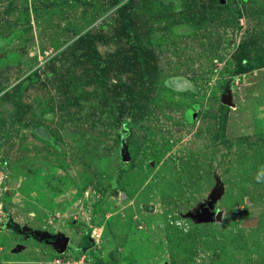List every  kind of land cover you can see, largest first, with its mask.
Returning a JSON list of instances; mask_svg holds the SVG:
<instances>
[{
	"label": "rangeland",
	"instance_id": "obj_1",
	"mask_svg": "<svg viewBox=\"0 0 264 264\" xmlns=\"http://www.w3.org/2000/svg\"><path fill=\"white\" fill-rule=\"evenodd\" d=\"M57 260L264 264V0H0V264Z\"/></svg>",
	"mask_w": 264,
	"mask_h": 264
},
{
	"label": "water",
	"instance_id": "obj_2",
	"mask_svg": "<svg viewBox=\"0 0 264 264\" xmlns=\"http://www.w3.org/2000/svg\"><path fill=\"white\" fill-rule=\"evenodd\" d=\"M228 104V103H225ZM229 105V104H228ZM213 210V206H204L201 207L202 213H198L196 215V218L199 222L205 223L211 217V212ZM213 213V212H212ZM42 235V239H51L55 244H57V248L59 249L60 253H65L67 246L69 244V239L65 236L59 235V236H51V235Z\"/></svg>",
	"mask_w": 264,
	"mask_h": 264
},
{
	"label": "trees",
	"instance_id": "obj_3",
	"mask_svg": "<svg viewBox=\"0 0 264 264\" xmlns=\"http://www.w3.org/2000/svg\"><path fill=\"white\" fill-rule=\"evenodd\" d=\"M226 110H228V107L227 106H222V111H226ZM90 246V242H89V239H88V237L87 236H85L84 238H83V243H82V245L79 247V248H87V247H89ZM95 264H104L102 261H98V262H96Z\"/></svg>",
	"mask_w": 264,
	"mask_h": 264
},
{
	"label": "built area",
	"instance_id": "obj_4",
	"mask_svg": "<svg viewBox=\"0 0 264 264\" xmlns=\"http://www.w3.org/2000/svg\"><path fill=\"white\" fill-rule=\"evenodd\" d=\"M56 264H61V261L60 260H57Z\"/></svg>",
	"mask_w": 264,
	"mask_h": 264
},
{
	"label": "clouds",
	"instance_id": "obj_5",
	"mask_svg": "<svg viewBox=\"0 0 264 264\" xmlns=\"http://www.w3.org/2000/svg\"><path fill=\"white\" fill-rule=\"evenodd\" d=\"M67 250V249H66ZM66 252V251H65ZM62 254V253H61ZM64 254V253H63Z\"/></svg>",
	"mask_w": 264,
	"mask_h": 264
}]
</instances>
